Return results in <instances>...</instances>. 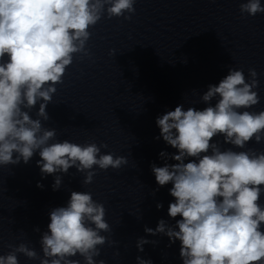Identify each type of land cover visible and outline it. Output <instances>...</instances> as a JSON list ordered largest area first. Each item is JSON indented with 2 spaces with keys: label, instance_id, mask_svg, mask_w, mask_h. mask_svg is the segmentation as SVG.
<instances>
[{
  "label": "clouds",
  "instance_id": "clouds-1",
  "mask_svg": "<svg viewBox=\"0 0 264 264\" xmlns=\"http://www.w3.org/2000/svg\"><path fill=\"white\" fill-rule=\"evenodd\" d=\"M135 3L0 0V166L27 165L38 153L41 176L52 175V189L57 191L71 168L84 174L81 184L86 186L96 169H120L128 163L125 156L102 153L107 144L59 141L56 129L45 128L42 121L50 119L47 106L74 56L91 58L86 47L90 29L105 12L109 19H131L125 13H134ZM239 8L241 15L264 13L261 0H244ZM248 77L243 69L229 67L218 84H209L200 95L207 105L202 110H185L180 104L156 118L160 134L155 139L162 138L176 150H162L159 157L176 163L151 165L158 186L152 195L172 185L169 194L174 200L167 215L175 223L160 219L155 229L145 225L144 231L166 236L169 248L179 242L182 264H264V151L246 147L264 141V110H248L261 102L257 71L249 68ZM37 105L33 118L30 111ZM37 187L44 186L38 182ZM156 207L160 210L163 204ZM105 215L104 204L90 192L71 191L65 206L49 211L50 223L39 239L42 257L25 243L10 244L0 264H19L18 254L40 264H81L78 256L83 264H105L95 259L108 242L101 233L111 231ZM33 230L40 232L39 227ZM149 243L158 241L138 237L136 248L143 252ZM136 264L153 262L138 255Z\"/></svg>",
  "mask_w": 264,
  "mask_h": 264
},
{
  "label": "water",
  "instance_id": "water-1",
  "mask_svg": "<svg viewBox=\"0 0 264 264\" xmlns=\"http://www.w3.org/2000/svg\"><path fill=\"white\" fill-rule=\"evenodd\" d=\"M242 2L194 0L67 69L47 106L50 119L42 121L44 127L55 128L59 141L107 144L102 153L125 156L128 163L120 169H96L93 182L86 186L81 184L84 174L71 168L57 191L52 189V175L42 178L36 165L38 153L27 165L0 166V255L11 250L10 244L25 243L42 257L39 239L50 223V209L65 206L71 191H86L104 204L105 220L111 228L101 233L108 242L100 247L101 255L96 260L136 264L139 255L150 258L153 264H182L179 242L169 248L166 236H151L144 231L145 225L155 229L160 219L175 223L167 215L168 205L174 200L169 194L172 185L152 195L158 186L151 165L176 163L159 157L162 150L170 154L176 150L162 138L155 139L160 134L155 121L180 104L185 110L189 106L202 110L207 105L200 101V95L209 84H218L229 67L243 69L246 79L249 68L257 71L261 102L248 110H264V13L241 15ZM38 107L30 111L33 118H37ZM216 140L222 141V137ZM246 147L264 151V141ZM38 182L44 187H37ZM158 202L163 204L160 210ZM36 227L40 232L33 230ZM138 237L158 243L145 244L144 251L139 252ZM76 259L83 264L82 257ZM18 260L19 264H40L38 259L29 260L22 254H18Z\"/></svg>",
  "mask_w": 264,
  "mask_h": 264
}]
</instances>
